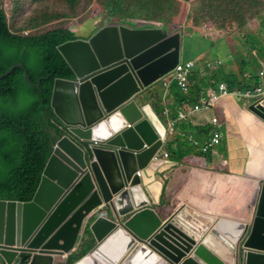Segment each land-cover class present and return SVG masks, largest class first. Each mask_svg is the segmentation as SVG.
Instances as JSON below:
<instances>
[{
	"label": "water",
	"instance_id": "water-1",
	"mask_svg": "<svg viewBox=\"0 0 264 264\" xmlns=\"http://www.w3.org/2000/svg\"><path fill=\"white\" fill-rule=\"evenodd\" d=\"M180 44L168 29L108 25L58 48L73 73L51 102L64 137L32 201L0 200V264H264L259 175L246 220L153 203L163 178L150 159L167 135L138 96L175 67ZM18 69L40 88L22 65L0 81ZM248 111L264 122V104Z\"/></svg>",
	"mask_w": 264,
	"mask_h": 264
},
{
	"label": "trees",
	"instance_id": "trees-1",
	"mask_svg": "<svg viewBox=\"0 0 264 264\" xmlns=\"http://www.w3.org/2000/svg\"><path fill=\"white\" fill-rule=\"evenodd\" d=\"M61 4L57 11L54 6ZM90 11H102L113 23L132 21L144 26L202 25L232 35L245 34L250 24L264 16V0H9L0 4V76L23 65L34 85L16 70L0 81V200L30 202L57 141L64 136L51 112L56 80L72 79V70L58 47L76 39L69 21ZM27 32V35H26ZM264 33V32H260ZM246 43L259 40L248 36ZM264 48V47H263ZM242 62L241 70L249 66ZM227 76L230 90L243 83ZM236 77V78H235ZM241 79L249 85L260 79ZM254 81V82H253ZM177 104L186 97L174 84ZM73 262V257L70 258Z\"/></svg>",
	"mask_w": 264,
	"mask_h": 264
},
{
	"label": "crops",
	"instance_id": "crops-1",
	"mask_svg": "<svg viewBox=\"0 0 264 264\" xmlns=\"http://www.w3.org/2000/svg\"><path fill=\"white\" fill-rule=\"evenodd\" d=\"M250 35L261 42L250 46L239 34L184 29L181 59L196 61L191 74L194 88L185 95L186 101L177 104L170 77L138 96L139 104H148L163 127L178 118L179 111L187 113V119L166 134L161 148L170 152L171 163L159 175L163 178L162 185L157 182L161 192L153 200L157 207H199L202 212L234 220H246L254 212L259 197L256 176L264 178V122L248 111L250 100L234 96L223 97L212 107L202 104L195 109L220 81L227 82V76L233 78L231 73L243 83L235 90L249 86L241 80H249V75L259 78L264 86V39L260 31H251ZM244 60L250 64L242 71ZM213 118L220 124L221 143L203 153L192 141L203 144L210 138L215 128ZM154 124L157 127L156 120Z\"/></svg>",
	"mask_w": 264,
	"mask_h": 264
},
{
	"label": "clouds",
	"instance_id": "clouds-1",
	"mask_svg": "<svg viewBox=\"0 0 264 264\" xmlns=\"http://www.w3.org/2000/svg\"><path fill=\"white\" fill-rule=\"evenodd\" d=\"M7 1H9V0H7ZM1 4V3H0ZM88 19H92V18H90V17H88V18H86L85 20H83L82 22H81V24H77V25H73L72 27H71V31L74 33V35H75V37H76V39L75 40H88L91 36H93V35H95L97 32H99L102 28H104V27H106V26H108V25H117V26H124V27H127V28H130V29H153V28H161V29H168L169 30V32H171V33H179L180 34V37L182 38V36H181V32L184 30V29H188V30H190V31H196V30H198V29H200V28H206L207 27V25H205V26H201V27H199V28H196V29H193V28H190V27H182L181 29H175V27H173V26H171V25H162V26H144V25H138L137 24V22L135 23H133L132 21H127V22H118V23H113L112 21H109V20H105V16H104V14L102 15V17H101V19L98 21V22H101V20H102V25L100 26V25H97V23L96 22H94V23H87L86 24V20H88ZM253 22H256V20L255 21H253ZM252 22V23H253ZM250 24V26H253V24ZM262 29H264V20L262 21V23L260 24V30H262ZM218 31V30H217ZM220 32H222V31H220ZM250 32H251V29H250ZM250 32H248V33H245V34H241L240 32H235V33H233V34H239V35H241L242 36V38L244 39V41L246 42V38L248 37V36H254V35H250ZM260 32H264V31H260ZM224 33V32H223ZM232 34V35H233ZM26 35H27V32H26ZM225 35H227V36H231V35H229V34H226L225 33ZM87 36H89V38H85V37H87ZM255 37V36H254ZM262 39H264V33H262ZM75 40H73V41H75ZM258 40H260V39H258ZM69 42H71V41H69ZM260 42H261V40H260ZM67 43V42H66ZM65 44V43H64ZM63 45V44H62ZM61 46V45H60ZM59 46V47H60ZM180 46H181V49H182V43L180 44ZM250 46H252V45H250ZM58 47V48H59ZM261 50H264V48L262 47L261 48ZM58 51H59V49H58ZM60 52V51H59ZM61 54V53H60ZM62 55V54H61ZM62 57H63V55H62ZM64 58V57H63ZM64 60H65V58H64ZM66 61V60H65ZM67 62V61H66ZM187 63H192V66L190 67V69H189V71H188V73H187V89L186 90H182L180 87H179V85L177 84V81L174 79V71H175V69H176V67L178 66V65H184V64H187ZM22 65V64H21ZM69 65V64H68ZM17 66V65H16ZM23 66V65H22ZM15 67V66H14ZM70 67V66H69ZM195 67H196V61L194 60V59H181V50H180V60H179V62L175 65V67L167 74V75H165L163 78H161L160 80H163V79H165V78H167V77H170L171 78V80H172V82H173V86H174V84L176 85V87L178 88V90L180 91V93L181 94H183V95H186V94H190V92H191V90L194 88V87H192L193 86V83H192V77H191V74H192V72H193V70L195 69ZM19 70V69H18ZM10 71V70H9ZM8 71V72H9ZM16 71V70H15ZM7 72V73H8ZM27 72V71H26ZM210 72H212L211 70H210ZM14 73V72H13ZM6 74V73H5ZM4 74V75H5ZM24 74H25V72H24ZM29 75V74H28ZM72 75H73V73H72ZM3 76V75H2ZM11 76V75H10ZM1 77V76H0ZM8 78V77H7ZM30 78V77H29ZM72 78H73V76H72ZM6 79V78H5ZM26 79V78H25ZM31 80V79H30ZM70 80V79H69ZM160 80H157L156 82H158V81H160ZM27 81V80H26ZM57 81V80H56ZM55 81V82H56ZM216 81H218V80H216ZM32 82V81H31ZM156 82H154V83H156ZM154 83H152V84H150L148 87H146L145 88V90L144 91H146L147 89H149ZM170 83H171V81H170ZM29 84V83H28ZM222 84H224V85H226V87H227V91H228V93L226 94V95H221V96H217V98L214 100L213 98V94L215 95V94H218L219 93V90H220V86L222 85ZM38 85H40V84H38ZM55 85V84H54ZM32 86V85H31ZM33 87H35V86H33ZM40 89V88H39ZM54 90V89H53ZM258 90H261V92H258ZM143 91V92H144ZM142 92V93H143ZM247 92H251L252 93V96H245V94L247 93ZM53 95V94H52ZM227 96H234V97H239L240 99H246V100H250V102L248 103V105L250 106V105H252V104H257V105H263L264 104V86H262V85H260V84H253V85H249V86H247V87H245V88H238L237 90H230V87H229V84H228V82H224V81H220V83L217 85V87L210 93V96L209 97H204L203 98V100H202V103L201 104H198L196 107H198V109L195 107V109L196 110H199L200 108H201V106H202V104H205L207 107H212V105L213 104H215V102H217L218 100H220L221 98H223V97H227ZM51 102H52V100H51ZM245 102H248V101H245ZM148 105V104H147ZM149 106V105H148ZM152 112V114L155 116V118H156V121H157V126H158V124H160V126H162V123H160L159 122V120H158V118H157V116L155 115V113L150 109V107H149V109L147 110V112ZM51 112H52V110H51ZM53 113V112H52ZM183 114L184 116H185V118H181L180 117V114ZM54 114V113H53ZM187 114V113H186ZM186 114L184 113V112H182V111H179V116H178V118H176L175 120H172V121H170L169 123H168V126L166 127V126H164V128H165V132H166V134H169L170 132H174L175 131V128L182 122V121H185L186 119H187V116H186ZM57 119V118H56ZM214 119H216L217 120V124H215V122H214ZM170 123H174V126H173V130H172V128L169 126V124ZM212 124L215 126V128L212 130V135L210 136V138L205 142V143H203V144H201V143H199V141H197V140H193L192 141V143H193V145L195 146V147H197L198 149H200L203 153H208L210 150H212V149H214V148H216V147H218V145H220V143H221V139H222V133H221V131L219 130V128H220V124H219V121H218V118H213V120H212ZM159 127V126H158ZM60 129H61V131H62V125L60 124ZM63 132V131H62ZM219 133L220 134V142L217 144V145H215V146H213V147H211L208 151H205L204 149H203V147H204V145L208 142V141H210V139H211V137H214V135H215V133ZM63 134H64V132H63ZM168 136V135H167ZM64 137V136H63ZM62 138V137H61ZM60 138V139H61ZM59 139V140H60ZM166 139H167V137H166ZM165 139V140H166ZM58 140V141H59ZM165 140H164V142H165ZM57 141V142H58ZM164 142H163V144H164ZM55 147V146H54ZM162 148V147H161ZM161 148L160 149H157L155 152H154V155L151 157V159H150V163L151 164H153V165H158V166H160V168H159V170L157 171V173H156V175L157 176H159L164 170H165V168H167V165L168 164H170L171 163V161H170V152L169 151H167V150H165V151H161ZM165 153H167L168 154V156H165L164 154ZM156 155H159L160 156V160L158 161V162H152V158L154 157V156H156ZM159 171H161V172H159ZM3 201H5V200H3ZM21 202V201H20Z\"/></svg>",
	"mask_w": 264,
	"mask_h": 264
},
{
	"label": "built area",
	"instance_id": "built-area-1",
	"mask_svg": "<svg viewBox=\"0 0 264 264\" xmlns=\"http://www.w3.org/2000/svg\"><path fill=\"white\" fill-rule=\"evenodd\" d=\"M192 66V63H187V64H184V65H178L174 71V79L177 81V84L179 85V87L182 89V90H186L187 89V73L190 69V67ZM258 92H261V90H258ZM228 93L227 91V87L226 85L222 84L220 86V90H219V93L218 94H213V99L215 100L217 98V96H221V95H226ZM245 96H252V93L251 92H247L245 94ZM198 109V107H196ZM180 117L181 118H185V116L181 113L180 114ZM214 122L215 124H217V120L214 119ZM169 126L172 128L173 130V126H174V123H170ZM220 134L217 132L215 133L214 137H211L210 141H208L203 149L205 151H208L211 147L217 145L219 142H220ZM165 156H168L167 153L164 154ZM160 160V156L159 155H156L152 158V162H158Z\"/></svg>",
	"mask_w": 264,
	"mask_h": 264
},
{
	"label": "rangeland",
	"instance_id": "rangeland-1",
	"mask_svg": "<svg viewBox=\"0 0 264 264\" xmlns=\"http://www.w3.org/2000/svg\"><path fill=\"white\" fill-rule=\"evenodd\" d=\"M3 1L7 3V0H0V3L3 2ZM54 7H55V9H56L57 11H60V10L62 9L61 4H59V5H57V6H54ZM103 14H104V13H103L102 11H99V12H97V11H90V13H89L88 15L82 17L81 19H80V18H76V19H74V20L69 21L67 27L71 29V27H72L73 25L81 24V22H82L83 20H85L86 18H88V17H90V18H92V19H88V20H86V24H87V23H94V22H96L97 25H100V26H101L102 23H103L102 20H101V22H98V21L101 19V17H102ZM263 20H264V16H260V17H258V18L256 19V22H253V23H252L253 26H250V28L247 29V30L245 31V33L250 32V29H251V31H264V29L260 30V24L262 23ZM202 26H205V24L202 25ZM206 29H207V31L212 30L213 32L216 30V29L213 28V27H206ZM75 35H76V34H75ZM244 100H246V99H243V98L241 99V101H244Z\"/></svg>",
	"mask_w": 264,
	"mask_h": 264
}]
</instances>
